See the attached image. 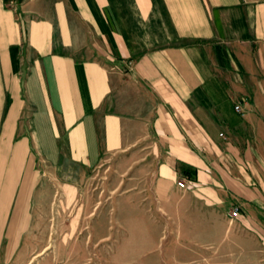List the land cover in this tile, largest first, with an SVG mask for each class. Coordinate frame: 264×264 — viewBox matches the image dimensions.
Segmentation results:
<instances>
[{
  "label": "crops",
  "instance_id": "obj_1",
  "mask_svg": "<svg viewBox=\"0 0 264 264\" xmlns=\"http://www.w3.org/2000/svg\"><path fill=\"white\" fill-rule=\"evenodd\" d=\"M139 147L131 250L264 264V0H0V264L38 258L41 227L109 226L86 182Z\"/></svg>",
  "mask_w": 264,
  "mask_h": 264
},
{
  "label": "rangeland",
  "instance_id": "obj_2",
  "mask_svg": "<svg viewBox=\"0 0 264 264\" xmlns=\"http://www.w3.org/2000/svg\"><path fill=\"white\" fill-rule=\"evenodd\" d=\"M147 150L134 148L124 158L103 160L91 172L85 186L86 209L94 211L97 205L91 219L112 218L109 226L77 228L78 232L72 238L65 237V233L70 232L72 227H41L30 247L38 251L44 248V251L30 264H181L175 261L164 262L155 257L156 252L131 250L132 246L137 245L136 242L131 243L126 227L115 220L121 202L132 193L136 195L132 201L143 200L142 187L147 185L143 161L149 155ZM58 197H55L54 209L50 210L48 217L60 220L74 218L76 212L63 209V203ZM106 229H111L110 235L101 237Z\"/></svg>",
  "mask_w": 264,
  "mask_h": 264
},
{
  "label": "built area",
  "instance_id": "obj_3",
  "mask_svg": "<svg viewBox=\"0 0 264 264\" xmlns=\"http://www.w3.org/2000/svg\"><path fill=\"white\" fill-rule=\"evenodd\" d=\"M234 109H235V111H237L239 113H242L243 112V110L241 108V105L239 103H237V104L234 105ZM220 135L223 136L222 133H220ZM178 185L181 186V187H183L184 186V182L183 181H179L178 182ZM238 213H239V206L236 205V204H234L229 209L227 215H228V217H229L230 220H233V219H235L237 217Z\"/></svg>",
  "mask_w": 264,
  "mask_h": 264
}]
</instances>
